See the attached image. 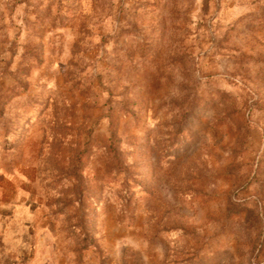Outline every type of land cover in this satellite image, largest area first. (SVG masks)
Masks as SVG:
<instances>
[{
  "label": "rangeland",
  "instance_id": "rangeland-1",
  "mask_svg": "<svg viewBox=\"0 0 264 264\" xmlns=\"http://www.w3.org/2000/svg\"><path fill=\"white\" fill-rule=\"evenodd\" d=\"M0 264H264V0H0Z\"/></svg>",
  "mask_w": 264,
  "mask_h": 264
}]
</instances>
